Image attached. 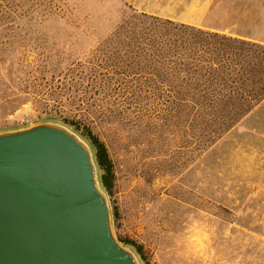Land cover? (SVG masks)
I'll return each instance as SVG.
<instances>
[{
	"label": "rangeland",
	"instance_id": "1",
	"mask_svg": "<svg viewBox=\"0 0 264 264\" xmlns=\"http://www.w3.org/2000/svg\"><path fill=\"white\" fill-rule=\"evenodd\" d=\"M53 1L42 23L0 29V129L90 128L112 162L115 235L142 264H264V101L195 158L188 122L121 73L139 57L112 36L134 10L264 43V0Z\"/></svg>",
	"mask_w": 264,
	"mask_h": 264
},
{
	"label": "trees",
	"instance_id": "2",
	"mask_svg": "<svg viewBox=\"0 0 264 264\" xmlns=\"http://www.w3.org/2000/svg\"><path fill=\"white\" fill-rule=\"evenodd\" d=\"M58 10L53 0H0V29L20 21L42 23ZM236 34L134 10L112 34L116 40L123 39L129 54L139 57L121 73L139 76L150 90L154 88L159 104L171 109L169 120L188 122L195 158L264 101V43ZM68 120L60 121L90 144L100 182L110 197L114 173L105 144L90 128ZM121 241L142 257L139 246Z\"/></svg>",
	"mask_w": 264,
	"mask_h": 264
},
{
	"label": "water",
	"instance_id": "3",
	"mask_svg": "<svg viewBox=\"0 0 264 264\" xmlns=\"http://www.w3.org/2000/svg\"><path fill=\"white\" fill-rule=\"evenodd\" d=\"M0 264H142L115 235L90 144L62 121L0 130Z\"/></svg>",
	"mask_w": 264,
	"mask_h": 264
},
{
	"label": "crops",
	"instance_id": "4",
	"mask_svg": "<svg viewBox=\"0 0 264 264\" xmlns=\"http://www.w3.org/2000/svg\"><path fill=\"white\" fill-rule=\"evenodd\" d=\"M245 38H249V39H252V40H253V38H251V37H247V36H245Z\"/></svg>",
	"mask_w": 264,
	"mask_h": 264
}]
</instances>
